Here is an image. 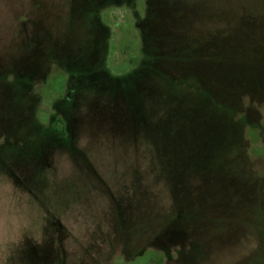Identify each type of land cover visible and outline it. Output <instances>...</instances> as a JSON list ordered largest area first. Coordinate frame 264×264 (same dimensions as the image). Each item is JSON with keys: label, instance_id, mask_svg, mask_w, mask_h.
I'll return each mask as SVG.
<instances>
[{"label": "rangeland", "instance_id": "rangeland-1", "mask_svg": "<svg viewBox=\"0 0 264 264\" xmlns=\"http://www.w3.org/2000/svg\"><path fill=\"white\" fill-rule=\"evenodd\" d=\"M0 264H264V0H0Z\"/></svg>", "mask_w": 264, "mask_h": 264}, {"label": "trees", "instance_id": "trees-1", "mask_svg": "<svg viewBox=\"0 0 264 264\" xmlns=\"http://www.w3.org/2000/svg\"><path fill=\"white\" fill-rule=\"evenodd\" d=\"M67 69L70 70L71 77H75V75H76L78 77L79 76L80 77L81 76H85L86 78H89V77H91L93 75L94 76H97V75L102 74L104 72L101 69V63L100 62H95V63H91V64H88V65L87 64L86 65H82V64L76 65L75 64V65H72V66L67 67ZM102 81H107V82L110 81L109 80V75L104 76V78H103ZM21 84L23 86L22 87V92H24V94H25V92H26V94H28L29 93V88H30V86H31L32 83L31 82H28V81L22 80L21 81ZM237 89L240 90V86ZM245 90H246V88H245ZM58 121L62 123V127H63V120L62 119H58L57 122ZM55 125H56V122H55ZM54 131H56L58 134H60V136H64L63 129H55L54 128ZM44 137H47V136H44Z\"/></svg>", "mask_w": 264, "mask_h": 264}]
</instances>
